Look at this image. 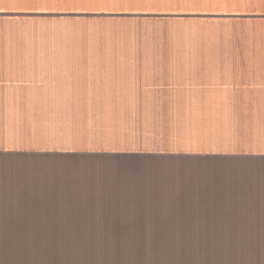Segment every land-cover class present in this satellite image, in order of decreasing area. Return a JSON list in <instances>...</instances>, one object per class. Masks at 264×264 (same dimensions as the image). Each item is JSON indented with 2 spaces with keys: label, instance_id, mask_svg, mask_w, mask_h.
<instances>
[{
  "label": "crops",
  "instance_id": "obj_1",
  "mask_svg": "<svg viewBox=\"0 0 264 264\" xmlns=\"http://www.w3.org/2000/svg\"><path fill=\"white\" fill-rule=\"evenodd\" d=\"M69 1L0 0V264H193L210 235L171 233L201 200L169 197L190 186L146 161L264 176V11ZM148 15L154 38L94 21Z\"/></svg>",
  "mask_w": 264,
  "mask_h": 264
},
{
  "label": "rangeland",
  "instance_id": "obj_2",
  "mask_svg": "<svg viewBox=\"0 0 264 264\" xmlns=\"http://www.w3.org/2000/svg\"><path fill=\"white\" fill-rule=\"evenodd\" d=\"M55 1L70 3L69 0ZM77 3H85L83 5L122 3L121 6H115L119 7L120 10L158 12V0H78L72 4L64 5L74 6L73 4ZM167 7H170V5H167ZM94 21L116 23L122 26L139 23L143 24L142 31L148 38L158 36V15H148L147 19L143 18L141 20L138 18H107ZM128 30L130 32L131 29ZM135 33L136 29L133 34ZM146 167L151 172H158L159 170V175H148L147 177L154 178L161 184L172 187L183 182V184L190 186L185 188L188 190L181 191L177 195L172 192L173 196L169 197L201 200L192 208H188L190 211L194 210L193 219L195 222L190 223L189 221L182 225L185 227L183 231L171 233L196 234L198 236L210 235L211 245L207 243L196 245L193 264H264V254L259 252V254L254 255L252 253V234H264V191L256 194L250 189L252 185L258 186L260 178L264 180V176L222 173V171L232 172L235 169H229L228 167L222 169L221 165L173 164L169 161H158V159L146 161ZM172 170H188L189 174L171 175L170 172H165ZM189 170L195 173H190ZM255 249L258 250L256 246ZM189 258L191 257L189 256Z\"/></svg>",
  "mask_w": 264,
  "mask_h": 264
},
{
  "label": "clouds",
  "instance_id": "obj_3",
  "mask_svg": "<svg viewBox=\"0 0 264 264\" xmlns=\"http://www.w3.org/2000/svg\"><path fill=\"white\" fill-rule=\"evenodd\" d=\"M238 6L264 11V0H240Z\"/></svg>",
  "mask_w": 264,
  "mask_h": 264
},
{
  "label": "trees",
  "instance_id": "obj_4",
  "mask_svg": "<svg viewBox=\"0 0 264 264\" xmlns=\"http://www.w3.org/2000/svg\"><path fill=\"white\" fill-rule=\"evenodd\" d=\"M122 158H128V159H138V156H129V157H122ZM140 158V157H139ZM204 161V162H203ZM196 164H211V165H220L218 163L217 158H208V159H200V158H195Z\"/></svg>",
  "mask_w": 264,
  "mask_h": 264
}]
</instances>
